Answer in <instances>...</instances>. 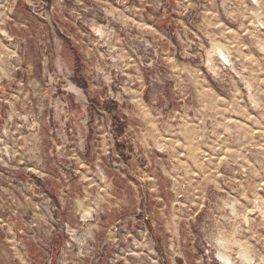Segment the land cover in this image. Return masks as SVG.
I'll return each mask as SVG.
<instances>
[{
	"label": "rangeland",
	"instance_id": "374dc122",
	"mask_svg": "<svg viewBox=\"0 0 264 264\" xmlns=\"http://www.w3.org/2000/svg\"><path fill=\"white\" fill-rule=\"evenodd\" d=\"M220 255L264 264V0H0V264Z\"/></svg>",
	"mask_w": 264,
	"mask_h": 264
},
{
	"label": "bare ground",
	"instance_id": "6f19581e",
	"mask_svg": "<svg viewBox=\"0 0 264 264\" xmlns=\"http://www.w3.org/2000/svg\"><path fill=\"white\" fill-rule=\"evenodd\" d=\"M219 48L222 49V51H221L222 55H223L224 57L227 58V54H225V52L223 51V47H219ZM220 258H221V260H223L224 263H226V264H228V261H229L231 264H233V262L229 259V257H226V256H223V255H220Z\"/></svg>",
	"mask_w": 264,
	"mask_h": 264
}]
</instances>
